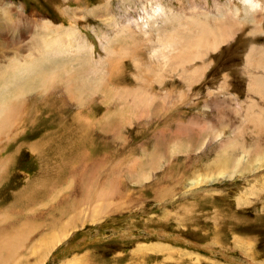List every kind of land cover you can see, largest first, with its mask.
I'll return each instance as SVG.
<instances>
[{
  "label": "rangeland",
  "instance_id": "rangeland-1",
  "mask_svg": "<svg viewBox=\"0 0 264 264\" xmlns=\"http://www.w3.org/2000/svg\"><path fill=\"white\" fill-rule=\"evenodd\" d=\"M255 1L258 10L246 0H0L2 78L69 28L96 60L107 58L110 40L122 55L114 80L89 93L65 72L28 91L19 119L0 131V148L23 131L2 155L22 151L0 163V233H22L14 264H37L39 251L43 264H264V96L254 83L264 69L247 64L253 46L264 48V0ZM170 15L233 25L234 38L182 70L160 66L159 38L179 24ZM145 17L146 33L132 23ZM127 26L133 37L115 38ZM67 40L60 61L74 56L73 66L79 41ZM124 89L146 93L149 112L133 114L132 99L115 95ZM30 109L43 112L19 129ZM50 138L63 154H49ZM47 155L53 175L40 177Z\"/></svg>",
  "mask_w": 264,
  "mask_h": 264
},
{
  "label": "bare ground",
  "instance_id": "bare-ground-1",
  "mask_svg": "<svg viewBox=\"0 0 264 264\" xmlns=\"http://www.w3.org/2000/svg\"><path fill=\"white\" fill-rule=\"evenodd\" d=\"M246 2L250 5V10L260 9V7H258V4L255 0H246ZM3 5L4 6L6 5V7L8 8V10H6V8L4 9L5 11H8V13H5V11L3 10L4 13L11 16L12 11H11V14H9L10 7L5 3H3ZM160 14L163 15L164 12L159 11L158 15L160 16ZM247 15L249 16L248 13H247ZM254 17H251V20L252 21L254 20V23L256 24L255 27L258 28L257 24H259L260 19H257V15ZM170 20H172V21L174 20L176 23H179V21L175 17H172V15H170L167 19V21H170ZM132 23L141 32L146 33V24H148V22L146 23V17L141 18L140 20H136ZM132 23H131V25H132ZM129 26H127L128 28L126 27L127 29L125 28V30L120 31L119 34L115 35V38L119 39L121 37V38H124L126 40V38L129 35L130 37L128 38V40H130V38L133 37L135 32ZM69 29H66V34L69 36L67 38H69V39L72 38L76 41H79L78 43L76 42L78 55L75 56V63H73V66H69V64L72 60H74V58H72L74 56L70 57V59H68V60H64V58H63L60 61V57H66L63 55L68 54V49L63 42L65 40H67V38H55L52 40L42 39L41 43H43V45L37 46L38 51H35V53H37V55L35 54L36 56H34V59L32 58L31 60L23 62V63H21L22 61L18 62L17 60H15V63H16V65H18V67H16L15 71L12 69L14 71L13 75H11L10 78L0 77V81H2V79H3L5 82L4 83L2 81L3 83L0 85V131L8 129L9 127H11L15 123V121L17 119H19V115H21L20 108L23 107V105H20L21 100H22L21 96L24 95L25 93H27L28 91L34 90V88H39L38 90H43V89L46 90V88L48 87L49 84L57 82L55 80V78L57 76V73H59V72L67 73L70 76L69 79L73 78V81L76 82L77 89L79 91H81L84 88H86V89H88L87 93H89L91 89H99L102 86L104 87L106 84V81L108 80L110 82L115 77V75L118 73V71H115V69L122 62H119L118 64H116V62L121 60L122 55L120 54V49H117L116 47L114 48L112 46V44H111L112 40H110V41L105 40L106 44L102 45L103 46L102 48H104V50L106 51L107 58L96 60L94 57V51L92 49L93 47L92 46L90 47L89 44L83 38H81V36H78V34L80 35V31H77L76 28H72L70 30ZM74 32L77 33L76 35L78 37H76V36L71 37V35ZM234 34H235V29H234L233 25H230L229 27H227L225 25L224 27H222V26L218 25V23L211 25L209 23V19L203 20V19H201V17L193 18V21L191 23H189V22L181 23L180 22L177 26H174L170 31L163 32L161 37L159 38V48L154 51V57L157 59L158 64H160V66L161 65L172 66L174 68H181V70H182V68L185 67V65L187 66V64L191 63L195 59H203L207 55V53L210 49L215 50L218 48V46L220 44H222V43L224 44V42L228 41L231 38H234ZM33 40H35V39H33ZM114 43H115V41H114ZM63 44L65 45L64 48H63ZM256 47L253 46L252 49L250 50L251 56L248 54V57L249 56L250 57L247 58L248 59L247 64L252 65V66H256L259 68L262 67L264 69V48L258 49ZM44 50L48 51V53H45L46 51L44 52ZM43 53H45V54H43ZM253 56H256V58L255 57L253 58ZM41 61H43L45 63L40 65ZM76 63H79L78 66H75ZM135 65L139 66V63L137 62V60L135 61ZM75 67L77 69H75ZM83 67H85L87 70H82ZM159 68H161V67H159ZM184 76H185V74H184ZM254 83L256 86L255 88H258L259 94L264 96V78L258 79L256 77ZM92 84H93V86H92ZM45 90H43V91H45ZM52 92H54V91H52ZM27 94H29V93H27ZM36 95H37V93H36ZM115 95L119 96L120 98L123 99L124 105H125V101L127 102L128 100L132 99L133 102L132 101H130V102L133 105L132 106L133 108H131L130 105H129V107H130V110L135 111V112H133V114L134 113L135 114H147L149 112V106L151 105L150 104L151 102L149 101L148 95H146V93L145 94L142 93L141 90L138 89L136 91H132V90L126 89L123 93L119 92V93H115ZM30 98H32V97H30ZM150 99L152 100L151 97H150ZM36 105H38V104H36ZM93 106H94L93 104H90L86 109L93 111L94 110ZM252 109H253V107H252ZM36 110L30 109L29 115L26 116L25 118L23 117L24 119H23V122H22L20 127L18 126V123H17V125L16 124L15 125L18 126L19 129L25 127L27 123L32 122L31 117L35 116L36 114H39V112L41 111V110L39 111V109H36ZM42 110H43V108H42ZM45 110H46V108H45ZM262 110H264V109H262ZM261 111H259V112H261ZM41 112H43V111H41ZM260 115L262 117H264L263 114H260ZM61 117H63V116H61ZM58 118L59 117H57V120H58ZM257 118L259 119L260 117L258 116V114L256 112H253V111L248 112V119L252 123H256L257 122L256 120H258ZM44 120H45V117H44ZM49 123H51V122L49 121ZM259 124L263 125V127H264V118H262V120H260ZM21 131L22 130L16 129L15 135L13 137L10 136L11 138H9L8 141H6V143H4L5 145L4 144L1 145L2 147L0 148V163L5 164L10 159L12 161L13 160L12 158H15V155L19 152L20 148L18 147L19 148L18 151H16L14 149L16 152L13 151L14 153H7V154H5V156L2 155L3 152L5 150H7L8 147L15 141V139H17V136L19 135V133ZM50 140H51L52 149H51V152L49 154H55V152L59 153L60 155L63 154L65 151L64 147H62L63 142L57 141L53 138H50ZM39 144H40V142L31 143L30 144L31 151H35L36 148L39 147ZM16 157H18V156H16ZM45 157H46V160H44L42 162L40 171L38 172V175L40 177H48V176L53 175L52 174L53 169L51 167L52 163H50L51 157L49 155H47ZM63 160H65V158H63ZM238 161L239 160H237V162ZM239 163L240 162H238L236 164H239ZM49 165H50V167H49ZM217 166H219V164ZM11 168H13V167H11ZM48 169H49V171H48ZM223 172H225V171L221 170V174ZM59 174L60 173L57 172V175H59ZM102 196H104V193H102ZM20 198L21 197L19 196L17 198L16 202L12 206H16V204ZM15 215H16L17 220L20 221L22 219L21 218L22 214L17 213ZM56 222H57V220H56ZM56 222L54 221L53 222L54 224L49 225V226L55 227ZM50 224H52V221ZM9 225H11V224H9ZM13 226H15V224ZM21 232H24V231H21ZM62 233H63V235L61 234V235L56 236V234H54L53 235L54 237L50 238V240H51L50 245L51 246L49 245V248L55 247L56 246L55 244H57L58 242L60 243V241H62L67 236L65 231H63ZM20 240H22V233H20L19 231L17 233H14V231H13V233H11V232L4 233V231L2 233H0V264H14L15 258H17L16 256H17L18 248L20 247ZM37 254H38V256L41 255V259L39 260L40 262L37 261L36 263L37 264H43L44 259H45V257L43 256V252L39 251V253H37Z\"/></svg>",
  "mask_w": 264,
  "mask_h": 264
}]
</instances>
